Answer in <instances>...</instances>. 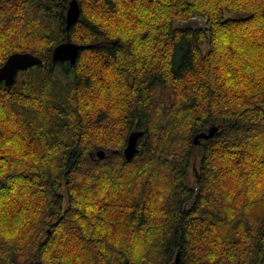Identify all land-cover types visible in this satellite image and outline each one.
Returning a JSON list of instances; mask_svg holds the SVG:
<instances>
[{
    "label": "clouds",
    "instance_id": "clouds-1",
    "mask_svg": "<svg viewBox=\"0 0 264 264\" xmlns=\"http://www.w3.org/2000/svg\"><path fill=\"white\" fill-rule=\"evenodd\" d=\"M0 264H264V0H0Z\"/></svg>",
    "mask_w": 264,
    "mask_h": 264
}]
</instances>
